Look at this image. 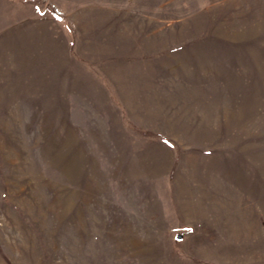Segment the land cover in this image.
Instances as JSON below:
<instances>
[{"label":"rangeland","instance_id":"374dc122","mask_svg":"<svg viewBox=\"0 0 264 264\" xmlns=\"http://www.w3.org/2000/svg\"><path fill=\"white\" fill-rule=\"evenodd\" d=\"M0 264H264V0H0Z\"/></svg>","mask_w":264,"mask_h":264}]
</instances>
